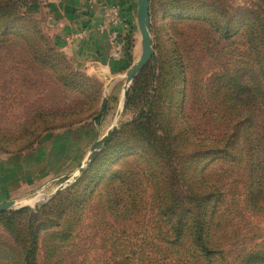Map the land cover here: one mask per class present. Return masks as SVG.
I'll return each mask as SVG.
<instances>
[{
  "label": "rangeland",
  "instance_id": "obj_1",
  "mask_svg": "<svg viewBox=\"0 0 264 264\" xmlns=\"http://www.w3.org/2000/svg\"><path fill=\"white\" fill-rule=\"evenodd\" d=\"M35 2L0 0L3 14L12 15V27L0 25V162L24 156L19 159L26 163L14 184L0 179V204L30 205L21 216L9 217L21 213L12 211L0 217V264H238L264 247V214L247 206L243 165L212 164L199 178L208 159L194 169L188 163L196 155L192 146L208 144L226 126L213 101L214 77L255 67L248 27L259 34L264 0H150L155 59L126 98V74L142 53L137 21H125L116 6L106 9L107 21L124 29L121 42L112 41L107 60L100 56L105 63L77 60L54 33L58 26L49 12L35 15ZM179 5L180 11L172 8ZM167 73L178 74L170 91L184 94V111L180 98L165 104ZM254 114L252 124L259 117ZM113 126L115 138L74 182ZM113 139L119 142L105 150ZM102 154L103 168L95 174L103 180L90 186L66 231L69 213L62 215L54 200L70 197ZM116 172L121 175L111 179ZM208 189L224 195L211 255L201 253L190 235L178 240L161 209L191 223L192 192Z\"/></svg>",
  "mask_w": 264,
  "mask_h": 264
},
{
  "label": "trees",
  "instance_id": "obj_2",
  "mask_svg": "<svg viewBox=\"0 0 264 264\" xmlns=\"http://www.w3.org/2000/svg\"><path fill=\"white\" fill-rule=\"evenodd\" d=\"M172 8L180 11V5ZM3 11L4 9H0V25L9 29L12 27L9 24L11 23L10 19L12 15L5 16ZM190 11L193 15L194 9L191 8ZM3 21H5V24H2ZM261 22L262 28H258L259 34L255 35V26L248 27V33L250 32L248 39L251 45V53L254 58L253 64L255 67L249 69L244 66L231 73H224L214 77V82H217L216 87L218 88L216 89V98L213 101L219 109L220 119L226 124L224 132L222 133L221 131L216 139L211 140L206 145H203L202 142L197 146H192L195 149L196 155L188 163H190L191 169H194L195 167L201 166L203 159H208V162L202 166L200 174H197L199 178H203L207 174L212 164L216 166L226 164L230 168L233 165H243V169L247 174L248 183L247 206L253 212L264 214V20H261ZM182 68L180 67L181 70ZM151 70L150 79L154 80L156 79V72H153V69ZM180 72H178L179 75ZM176 75L178 74L173 73L172 78H170L171 73H167L168 78L165 81L164 101L165 104L172 102L177 105L180 98V101L183 102H181V107L183 106L184 111V94H177L172 92L173 90L170 91L173 81H176ZM130 101L131 98L129 95L127 103ZM254 111L258 112L259 117L252 124L253 117H255ZM136 130L141 132L143 129H139L138 127ZM183 133L184 136H189L186 130ZM193 137L197 141V136ZM115 141L116 139H113L112 143L105 150L119 142V140L117 142ZM102 156L103 154L92 163L89 170L70 190V197L65 199V196H63L59 198L61 201L58 199L54 200L56 209L63 208L62 215L69 213V216H66L67 220L65 225H68L66 226V231H70L69 225L74 223L71 219L79 216L81 213L86 200L90 196L88 190L90 186L96 180H103L101 175L95 174L96 170L103 168L100 164ZM120 173L116 172L115 174H111V179H115L116 176L119 177L121 175ZM161 177L159 176V178ZM104 178L106 179L105 176ZM155 180L158 187V198L161 199L160 201H164L162 202L164 203L163 206L167 207L168 203L165 199L167 195L161 189L156 175ZM190 183L193 184L195 181ZM77 190H79L78 195L75 193ZM190 200L193 203V218L191 223L180 220L184 219L185 215H180V219L176 221L175 219L178 216L171 215L167 208L166 210L165 208L164 210L161 208L162 212L164 211L166 213L164 216L170 221L172 230L176 233L178 240L191 236L194 244L201 253L211 255L215 245L214 240L218 232V213L221 202L224 200V195L220 191H217L216 194L209 191V189L199 190L198 192H192ZM67 204L70 206L68 207ZM66 205L72 212L71 218V212L64 208ZM23 214L24 212L11 213L9 217H18ZM4 216L6 214L0 215V217ZM238 264H264V247L245 255Z\"/></svg>",
  "mask_w": 264,
  "mask_h": 264
},
{
  "label": "crops",
  "instance_id": "obj_3",
  "mask_svg": "<svg viewBox=\"0 0 264 264\" xmlns=\"http://www.w3.org/2000/svg\"><path fill=\"white\" fill-rule=\"evenodd\" d=\"M35 1V15L44 11L49 12L51 21L58 26V31L55 30L54 33L62 35V45L77 60L86 59L105 63L100 56L107 60L112 41H115L116 45L121 42L124 29L120 25L113 26L107 21L104 17L106 9L116 6L125 21L131 23L137 21L138 0ZM21 157L24 156H11L6 161L0 162L2 181L14 184L22 178L26 171V163L19 159ZM23 163L25 165H22Z\"/></svg>",
  "mask_w": 264,
  "mask_h": 264
},
{
  "label": "water",
  "instance_id": "obj_4",
  "mask_svg": "<svg viewBox=\"0 0 264 264\" xmlns=\"http://www.w3.org/2000/svg\"><path fill=\"white\" fill-rule=\"evenodd\" d=\"M137 23L141 36L142 53L139 60L129 69L126 74L124 98H126L128 95L129 85L134 81L138 74H140L144 70V68L149 65L150 62H154L155 59L154 43L151 35L150 0H138ZM107 102V98H104L101 106V114L106 111ZM117 131L118 127L113 126L111 130H109L108 133L93 146L86 162L78 170V175L74 177V182L79 179V177L86 171L91 162L98 156L103 148L108 145ZM62 188L59 189L58 192H60ZM29 207L30 205L23 206L15 201L6 202L0 204V215L12 211L22 212Z\"/></svg>",
  "mask_w": 264,
  "mask_h": 264
}]
</instances>
